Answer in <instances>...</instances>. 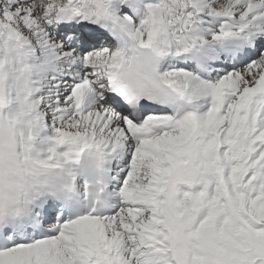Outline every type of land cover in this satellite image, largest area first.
Returning <instances> with one entry per match:
<instances>
[{
    "label": "snow or ice",
    "instance_id": "1",
    "mask_svg": "<svg viewBox=\"0 0 264 264\" xmlns=\"http://www.w3.org/2000/svg\"><path fill=\"white\" fill-rule=\"evenodd\" d=\"M0 264H264V0H0Z\"/></svg>",
    "mask_w": 264,
    "mask_h": 264
}]
</instances>
